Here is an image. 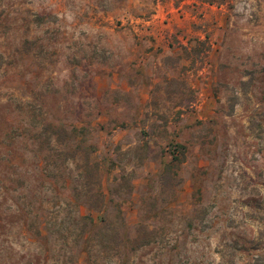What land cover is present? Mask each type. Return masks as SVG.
I'll return each instance as SVG.
<instances>
[{
  "label": "rangeland",
  "instance_id": "obj_1",
  "mask_svg": "<svg viewBox=\"0 0 264 264\" xmlns=\"http://www.w3.org/2000/svg\"><path fill=\"white\" fill-rule=\"evenodd\" d=\"M0 264H264V0H0Z\"/></svg>",
  "mask_w": 264,
  "mask_h": 264
},
{
  "label": "trees",
  "instance_id": "obj_2",
  "mask_svg": "<svg viewBox=\"0 0 264 264\" xmlns=\"http://www.w3.org/2000/svg\"><path fill=\"white\" fill-rule=\"evenodd\" d=\"M44 127H46L47 129L50 130V134L49 135H54V136H58V134H59L58 132L61 130V128L52 126L50 124L44 125ZM177 149L179 150L180 157L175 155V157H174V163H175L174 165L175 166L182 164V162L184 160V152H185V148L183 146H181V145H178ZM95 197H96V200H98L100 202V204L102 205L103 204V199H104L103 195H95ZM80 221H81L80 222V226H82L81 227V231L82 232H83L84 229H86V227H87V225L89 223H91V225H94L93 222H92V219L89 218V217H85L84 216V217H82L80 219ZM98 230L100 231L101 227L98 228Z\"/></svg>",
  "mask_w": 264,
  "mask_h": 264
}]
</instances>
